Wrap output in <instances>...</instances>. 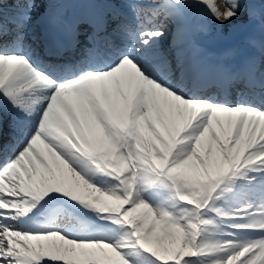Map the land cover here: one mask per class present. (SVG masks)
Listing matches in <instances>:
<instances>
[{"label":"snow or ice","instance_id":"obj_1","mask_svg":"<svg viewBox=\"0 0 264 264\" xmlns=\"http://www.w3.org/2000/svg\"><path fill=\"white\" fill-rule=\"evenodd\" d=\"M0 264H264V0H0Z\"/></svg>","mask_w":264,"mask_h":264},{"label":"bare ground","instance_id":"obj_2","mask_svg":"<svg viewBox=\"0 0 264 264\" xmlns=\"http://www.w3.org/2000/svg\"><path fill=\"white\" fill-rule=\"evenodd\" d=\"M216 2L223 6V3H224V0H216ZM212 34H219V33H223L224 35H227L225 37H229L230 40H233L237 33L241 32V31H244V30H241V31H237V32H233L231 31L228 27H224L223 29H219L215 26V24H212L211 27H210V30H209ZM212 35L213 37H211V39H209L210 41H215L218 37H221L219 35Z\"/></svg>","mask_w":264,"mask_h":264}]
</instances>
